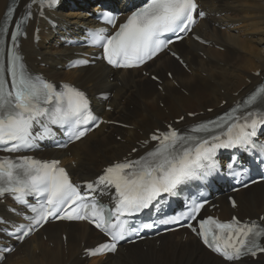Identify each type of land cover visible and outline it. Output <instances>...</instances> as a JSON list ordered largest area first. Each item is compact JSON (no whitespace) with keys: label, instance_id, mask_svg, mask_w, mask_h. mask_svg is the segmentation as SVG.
<instances>
[{"label":"snow or ice","instance_id":"obj_1","mask_svg":"<svg viewBox=\"0 0 264 264\" xmlns=\"http://www.w3.org/2000/svg\"><path fill=\"white\" fill-rule=\"evenodd\" d=\"M55 0H30L26 5L24 16L15 21V29L11 30L12 45L7 49L0 48V150L17 152L36 146L35 141L52 134L50 125H58L66 129L68 142L81 139L91 129L84 127L95 122L96 117L89 111L85 94L71 85L64 84L57 88L50 82L34 77L27 72L22 63V56L15 43L22 34L23 25L30 17V9L38 4L41 8L49 6ZM197 8L195 0H147L143 7L133 12L127 21L119 25V29L111 35L103 30L90 33L93 46L103 49V58L115 67L131 68L151 59L172 39H162L171 33L177 39L178 33L191 30L196 22L194 12ZM11 13L12 9L9 8ZM204 13L200 12L199 16ZM106 22L114 23V19L106 14ZM9 32L7 17L0 24V36ZM2 43V41H0ZM175 55V53H173ZM86 64L88 61H79ZM10 79V83H9ZM246 106L264 104V87L258 88L244 102ZM225 113L228 121H233V113ZM183 119V118H181ZM244 120L243 124L224 120H210L194 126L192 133L205 135H181L175 129H169L160 135L153 134L151 139L159 141L158 146L139 160H126L112 164L105 169L93 183L87 184L92 192H105L114 187L116 196L115 207L106 209L98 202H86L80 187L73 184L63 168L57 167L58 161L42 162L30 156L18 157L20 163L7 157L0 159V196L5 193L13 195L15 201L27 208L32 215L25 216L31 231L41 221L55 219H89L110 240L90 250L93 254L103 251H115L117 244L126 236L136 232L129 228L121 216H131L148 208L163 193L174 195L177 185L192 179L203 178L216 168L215 150L239 145L246 148L251 143L258 125H264V111H248L235 117V121ZM39 125L40 130L34 135L33 127ZM221 135L213 134L214 128H224ZM251 131H246V129ZM162 137V139H161ZM147 143V141H145ZM135 151V149H134ZM232 165H229L231 168ZM34 195L36 204L29 203L25 197ZM93 200L95 198L93 197ZM68 205H72L68 211ZM235 206V205H234ZM202 203H193L185 213L178 217H170L161 223H177L183 216L195 219ZM15 211V210H13ZM113 218L117 223H113ZM264 221V217H260ZM0 223L7 221L0 218ZM198 233L213 251L219 253L226 261L238 260L248 253L264 251L259 241L264 238V226L256 221L241 223L233 217L232 222L219 223L212 217L200 222ZM215 223L217 229L226 232V238L213 233L205 225ZM153 224H144L143 228H152ZM15 231H22L25 225L13 226ZM8 232L7 227L3 229ZM24 231L23 240L29 234ZM195 232L196 229L193 228ZM8 234L14 235L15 232ZM211 236V240H209Z\"/></svg>","mask_w":264,"mask_h":264},{"label":"bare ground","instance_id":"obj_2","mask_svg":"<svg viewBox=\"0 0 264 264\" xmlns=\"http://www.w3.org/2000/svg\"><path fill=\"white\" fill-rule=\"evenodd\" d=\"M7 1L0 0V19ZM26 1L19 0V5ZM107 1L115 3L114 0ZM198 2L208 16L199 21L190 33L200 35L209 43L204 46L187 38L170 44L182 57L184 68L164 53L146 63L144 68L150 67L161 78L160 90L139 70L113 71L100 62L93 67L71 71L57 69L56 66L63 65L65 58H71V55L69 49L57 43L58 39L49 27L39 33L40 41L36 45L30 32L21 42L25 60L33 71L43 73L53 81L75 83L90 97L109 92L111 97L106 105L112 111L102 112L104 119L109 120L115 112L126 116L130 122L131 127L121 130L124 134L122 142L111 135L119 129L101 125L67 150L51 152L49 156L59 158L74 179L92 178L99 172L100 165L130 152L131 147H136L140 153L147 132H137L136 127L146 123L158 126L172 115H183L180 125L211 117L230 106L233 100L244 96L264 77V0ZM85 7V4L62 5L54 11L57 30L71 31L72 25L90 24L84 18ZM43 26L39 22V27ZM42 63L44 66L40 67ZM167 71L171 72V78L166 77ZM222 100L226 103L219 108ZM158 102H162L167 110L160 108ZM207 108H212V112L207 113ZM186 113H196V116L189 119ZM235 200L236 210L228 209L223 199L219 201L225 219L231 213L241 218L264 216V184L261 182L237 192ZM0 214L11 217L2 205ZM261 223L264 225V221ZM41 234L45 235L44 239ZM62 234L65 240L61 238ZM157 240V245L155 240H145L123 249L119 247L114 256H108L104 261L87 260L81 258L80 253L88 244L101 241L97 233L84 223H56L44 225L1 264H227L205 251L186 231ZM234 264H264V255L255 261L243 259Z\"/></svg>","mask_w":264,"mask_h":264},{"label":"rangeland","instance_id":"obj_3","mask_svg":"<svg viewBox=\"0 0 264 264\" xmlns=\"http://www.w3.org/2000/svg\"><path fill=\"white\" fill-rule=\"evenodd\" d=\"M143 125H144V124H143ZM143 125H142V127H146V126H143ZM142 127H138V128H142ZM138 128H137V131L139 132ZM115 135L121 138V133H120V134H119V133H118V134L116 133ZM114 137H115V136H114ZM116 140H117V139H116ZM121 140H122V138L119 139V140H117V141H121Z\"/></svg>","mask_w":264,"mask_h":264}]
</instances>
